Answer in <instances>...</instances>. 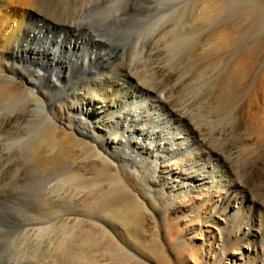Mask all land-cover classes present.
<instances>
[{"label":"bare ground","instance_id":"obj_1","mask_svg":"<svg viewBox=\"0 0 264 264\" xmlns=\"http://www.w3.org/2000/svg\"><path fill=\"white\" fill-rule=\"evenodd\" d=\"M100 1L94 13H84L92 0L47 13L44 0H0V131L19 134L18 112L40 107L19 164L48 167L51 198L65 201L47 224L9 239L0 264H264V147L247 155L249 180L236 146L223 142L242 130V143H264V69L249 77L264 18L233 29L230 4L244 0H194V13L180 16L156 1L147 7L156 13L144 17L123 12L150 0ZM223 7L222 24L194 47L218 56L166 68L167 41L174 50L181 25L210 22ZM240 96L241 107L216 130L221 147L211 145L195 113H223ZM228 166L241 181L193 193V182Z\"/></svg>","mask_w":264,"mask_h":264},{"label":"rangeland","instance_id":"obj_2","mask_svg":"<svg viewBox=\"0 0 264 264\" xmlns=\"http://www.w3.org/2000/svg\"><path fill=\"white\" fill-rule=\"evenodd\" d=\"M55 1L58 2V6H57V4L55 5V3H54ZM84 1H86V0H84ZM123 1L124 0H117V3H119L118 5H121ZM152 1L153 2H151V0L149 1L150 4L145 2V1L144 2H139V6H136V7H133V8L132 7H127V9L124 10L123 13H130V14L131 13H135V15L137 14V15H139L141 17H144L146 15H149L150 13L155 12V11H151L150 9L147 10V7H153V6L157 5V4H155L156 1H159V2L161 1L160 3H162L161 6L163 7V9L161 7L160 10L162 9L163 13H166V14H167V12L168 13L169 12L173 13V11H175V12L179 11V16L181 15V13H194L193 10L189 11V9L193 5V1L194 0H152ZM67 2H68V0H65V1L64 0H44V5H45L46 10H47L46 12L49 13V11H50V13H60L59 11L60 10H61V12L63 11V7H65L67 5ZM102 2L103 1L99 2V0H92V3L88 2L87 11L85 10L84 13L85 12L86 13H94L97 10L102 9V7L104 8L105 3L104 2L102 3ZM240 2L239 1L231 2L230 7L231 6L232 7L230 9L233 10V11L232 12H227V13L232 15L231 18L229 19L230 22L231 21L232 22H234V21L238 22V23L234 22V24H232L231 27L233 29H235V30L236 29L237 30H241V29L242 30H244V29L248 30L251 27V25L255 22V20L257 18L259 19L260 16H261L260 17L261 19L264 18V2L257 3V2H253V1H247V0L240 1ZM254 3H255L256 6H254ZM62 4H64V5H62ZM79 4H80V2L78 1L77 5H79ZM248 4H249V6H247ZM51 6L53 7V9H52ZM258 6H259V8H258ZM221 9L215 15L214 19L211 20L212 22L210 21L211 23L209 21H207L206 23L205 22L196 23V24L194 23V25L191 24L188 27L181 25V28H179V31H180L179 33L180 34L182 33V34L181 35L179 34V36H180L179 43L173 48L175 51L172 50V49H168L169 47L170 48H172V47H171L170 41H167V43H169L167 46H169V47H166L167 51L165 53L166 56L168 57L167 58L165 56V59H166L165 60V67L166 68L168 67L170 70L175 68V66H177L176 65L177 62H179V64L182 63L183 67H184V65L186 67L190 61H195L197 63H198V60L201 63H203L205 61L209 62L210 60H213L214 57L218 56L219 51H217L216 48H215V50L214 49H212V50L211 49H209V50L208 49H206V50L203 49L202 50L200 48H198V50H194V47L196 46L197 42L199 43V41L202 38V35H204L206 32L211 30V28L222 24V22L224 20L223 19V16H224L223 13H226V10H225L226 7H223ZM252 10H253V12H252ZM236 11H237V13H236ZM220 12H222V13H220ZM257 12H260V13H257ZM240 13H242L243 15L242 14L240 15ZM219 20H221V21H219ZM243 22H244V24H242ZM214 23H215V25H214ZM263 26H264V24L262 25V27ZM261 36H262L260 38V42L262 44L261 45V52L259 53V55L255 59V63L253 64V66L251 68L249 77H253L257 73V71H259L260 69H264V52H263V50H264V33ZM178 49H179V51H178ZM168 51H169V53H168ZM192 51H194V52H192ZM201 51H203V52H201ZM193 53H194V55H193ZM169 56H171V58H169ZM186 58H189V59H186ZM168 59H170V60H168ZM27 63L28 62H25L24 65L25 66L28 65ZM172 66H173V68H172ZM223 68H224V66L219 64V65H217L215 67L214 70L210 71L211 75H209V72H208V74L205 73L206 75L205 74L202 75V77H204L203 78L204 80H202V83H199L198 87L199 88L200 87L204 88L209 83V81L213 80L222 71ZM242 97L244 98V96L238 97L237 100H236V103L232 107H230V109H228L227 111H224L223 113L214 114V113H212L214 111L212 109V110L207 111V113H202V114L200 113L199 115H197L195 113V116L197 117V119L199 121L198 123L203 125V126H205L208 129L207 140H208V142L211 145H213L215 147H221V144L223 142L227 141V142L233 143L234 147L235 146L237 147V148L235 147V149H238V152H239L240 156L242 157V159L245 160V164H246L245 167H242L243 168L242 171L246 175L245 178H248L250 180L249 177L253 175L252 171H251L253 169L252 168V164L253 163L251 162V160L253 161V159L247 158V155H248L249 151L250 152L252 151V148H254V149L258 148L261 151L262 150L261 148L264 147V143H262L260 141L259 142L256 141L252 145L242 143L243 142L242 141V137H243L242 130H239L240 131L239 134L236 135L234 133L232 135V137H229L226 140L216 138V130H218L219 127H222L227 122V119L230 116H232L235 112H237L238 109L243 104V100L244 99ZM262 97H263L262 101L264 103V94H263ZM35 107H36V109H35ZM34 111L35 112L36 111H40V107H38V106H34V107L33 106H29L26 110H22V111L18 112L19 118H18V121H17V127L19 129L17 128V130L20 131L19 134L15 135L16 132L14 131L15 134H13L11 136V135H9L7 133L6 134H2L1 131H0V137H1L0 138V143H1L0 144V163H1L0 164V227H1L0 228V245H1L0 246V252L5 248V246L8 245L7 241L9 239L14 238L16 235L22 234L24 232V230H25V232H27V231L30 232L31 230L37 228V226H35V225H38V227H39L41 225L47 224L48 221H49V216H50V213H48V212L49 211L51 212V210H53L54 205H62L65 202L64 200L58 201V200H53L51 198L50 186H49V185H51V183H48V182L52 178L54 173L51 172L48 167L40 166L38 163L36 165L34 163H33V165L31 163H29V164H27L25 166H23L22 164L21 165L19 164V162H21L20 159L22 157H25V153H23V151H22V147H23L22 145H23L24 142H26V140H28L30 138L29 134L31 133V131H29V128H30L29 120H31L33 118L32 115H33ZM23 125H24V127H23ZM249 127H250V125H248V126H246L244 128L245 129L244 133H246V131H247L246 134H250L249 133ZM28 131H29V133H28ZM222 140H223V142H222ZM215 142H216V144H215ZM251 155L256 156V152H255V154H251ZM258 157H259V155H258ZM11 163H13V164H11ZM15 166H17V167H15ZM31 166H32V168H30ZM15 168L19 169L18 172H17V169H15ZM23 168H25V169H23ZM25 170L27 172H25ZM9 171H11V172H9ZM31 172H32V174H30ZM20 173H22V174H20ZM18 174H20V175L18 176ZM241 174L242 173H240V172L237 173L234 170L233 166H230V167L228 166L225 170L222 169V171H220L219 173L214 174L213 177L208 179L209 182H207V179H206V180H203L202 182L201 181H197V182H193V184L191 183L192 185H194L193 191L195 190V192H193V193H198V194L201 193V192L203 193L205 188H207L208 186H211V185L212 186H211L210 190H212V187H213V189L214 188L217 189V188H224L227 185H231L232 186L234 182H236V181L239 182V181L242 180V176L240 177ZM17 177H19V178H17ZM32 179L36 180V183L33 184V182H32L33 180ZM29 181H31V182H29ZM27 182L29 183V189H27L28 188V183ZM30 183H32V184H30ZM31 186H32V188H31ZM30 189H32V190L34 189V190L32 191ZM46 189L47 190L49 189V190L47 191ZM181 190L182 191L179 190V193H176V194L174 193V191L171 192V195H173V197L171 199H169L168 202H171V200H173V201L174 200H177V201L180 200L181 197L184 196L185 192L188 191V186L183 187ZM29 191H31L32 193L29 192ZM258 192L260 193L258 195L259 196L258 198L260 200L264 201V190L259 189ZM63 205H65V203ZM44 213H45L46 216L44 215ZM32 216H33V218H32ZM32 221H33V223H32ZM36 222H37V224H36ZM20 230H22V231H20Z\"/></svg>","mask_w":264,"mask_h":264}]
</instances>
